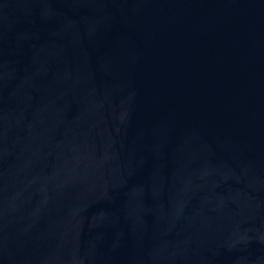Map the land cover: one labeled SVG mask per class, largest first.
Segmentation results:
<instances>
[{"label":"water","instance_id":"1","mask_svg":"<svg viewBox=\"0 0 264 264\" xmlns=\"http://www.w3.org/2000/svg\"><path fill=\"white\" fill-rule=\"evenodd\" d=\"M0 264H264V0H0Z\"/></svg>","mask_w":264,"mask_h":264}]
</instances>
